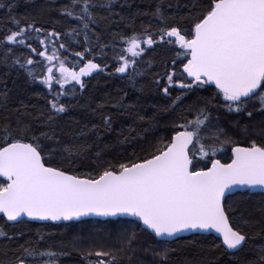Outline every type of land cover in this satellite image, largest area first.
I'll list each match as a JSON object with an SVG mask.
<instances>
[{"label":"snow or ice","instance_id":"6c2138e0","mask_svg":"<svg viewBox=\"0 0 264 264\" xmlns=\"http://www.w3.org/2000/svg\"><path fill=\"white\" fill-rule=\"evenodd\" d=\"M117 4L121 9L132 8L130 0H68L58 10L59 14L75 21L77 26H70L65 35L73 39L83 36L89 43L90 37L95 36L94 47L99 48L102 57L106 55L105 49L114 47L116 41L126 45L113 57L117 62L115 72L127 74L133 86L135 77L144 75L138 71V65L148 48L158 42L178 45L183 51H178L177 56L186 59V62L181 60L182 72L179 75L175 70L166 72L153 83L170 101L162 111L180 110L179 120L171 122V132L166 137L150 144L151 151L146 156L133 151L124 158L125 162L118 166L108 164L95 175L76 171L73 158L91 147L89 137L93 142H102L105 135L115 133L121 138L119 142L125 144L140 136L131 124L117 131L114 117L145 121L146 117L136 111L143 105L139 98L135 103L127 102V92L114 102L106 99L93 105L85 100L81 104L76 86L83 95L87 87L83 77L104 71L101 64L94 63L93 57L79 71L74 70L75 66H66L67 56L62 57L60 50L67 52L68 49L58 39L60 32H47L34 23L22 25L20 19L11 16L15 30L8 29L0 38V66L8 69L5 75L12 70H23L26 83H39L48 93L43 108L24 100L13 107L7 82L0 80L3 85L0 87V116L3 117L0 122V178H3L0 180V217L13 226L29 220L79 221L93 215L130 217L127 223L162 242L180 240L186 233L197 239L216 234L221 238V245L216 247L223 246V254L238 261L239 254L249 250V241L264 233V139L259 143L252 139L246 145L231 141L219 123L212 122L216 107L212 100H219V107L227 114L251 118V107L264 116V0H193L191 8L183 5L188 9L184 16L178 15L181 6L169 0H155L152 10L137 8L127 15L115 11ZM5 7L10 14L16 0L7 4L0 0V8ZM173 8L175 11L170 14L169 9ZM138 17L149 18L143 32L134 30ZM153 21L156 22L154 30ZM120 22L125 23L129 34L112 32V44L101 43L97 27L106 29L111 23ZM33 33L43 46L39 52L29 42L34 38ZM40 34L44 39L39 38ZM19 47L29 49L43 60L34 61L31 56L22 60L15 51ZM85 51L91 54L92 47ZM73 55L82 59L84 52ZM34 65L39 66V73ZM160 79L166 84L162 85ZM54 84L58 87L54 88ZM68 84L73 86L65 90ZM174 84H178L180 95L173 96L170 92ZM138 90L143 92L144 88ZM201 90L208 92L211 99L198 96L202 106L189 119L184 113L191 108H184V101ZM66 96H71L75 103H66ZM78 106L85 113L82 119L71 115ZM10 114H15L14 122ZM152 119L155 123V118ZM61 133H70L71 143L57 147ZM225 145H230L231 155L222 162L216 157L225 151ZM110 147L105 145L106 149ZM101 155L99 151L95 153L94 162ZM251 209L260 211L259 219L254 218ZM257 225L260 231L253 234L252 229ZM24 235L23 232L10 234L0 228L4 255L11 251L14 257L7 264H60V258L68 255L53 250L49 236L39 232L35 240L18 243ZM135 235V232L129 235V246ZM161 255L166 258L167 251ZM95 256L106 257L111 253L96 251ZM115 260L111 256V261ZM0 264L5 261L0 260ZM96 264L109 262L101 259ZM197 264L214 262L201 260ZM259 264H264V244L259 246Z\"/></svg>","mask_w":264,"mask_h":264},{"label":"trees","instance_id":"16d2710c","mask_svg":"<svg viewBox=\"0 0 264 264\" xmlns=\"http://www.w3.org/2000/svg\"><path fill=\"white\" fill-rule=\"evenodd\" d=\"M11 0H5V3H10ZM68 2V0H16V7L9 14L7 7L0 8V38L7 33L8 29L15 30V25L11 21V16H15L21 20V24L34 23L36 27L42 28L47 32L53 30L61 33L58 38L65 44L68 49L67 52L60 50L62 57L67 56L66 66L74 67V70L79 71V67L83 66L89 59H93L94 63L101 64L104 71L93 72L91 76L83 77L87 83V87L83 90V95H80L79 86L77 85V99L83 104L85 100H90L93 105L104 101L106 99H114L122 96L124 92L128 95L125 98L129 103H135L139 98V103L143 108H137L136 111L146 117L145 121L136 120L134 117H121L116 115L114 117V128L119 131L120 128H126L129 124L136 127L140 132L135 140L130 143L121 144L120 137L113 134H108L103 137V141L93 142L92 138H88V143L91 147L83 152L81 155L73 158V165L76 166V171L92 172L93 175L102 170L108 164L118 166L120 162H125L124 158L129 157L135 151L139 156L143 157L151 151L150 144L161 137H166L171 132L170 124L173 121L179 120L180 110L176 112H164L162 109L170 101L166 99L161 91H157L153 83L154 79L165 76L166 72L175 70L179 75L182 72L181 60L186 62L182 56H177V52H182L178 45H169L168 43H157L151 48H148L143 54V61L138 65V71L144 72L142 76L135 77V86L133 82L128 79L127 74H120L115 72L117 62L113 59L116 53L119 52L122 45L121 42L116 41L114 47L105 49L106 55L99 54V48L94 47L96 44V37L91 36V43L84 41L83 36H76L73 39L71 36L65 35L70 26H77L75 21L69 20L59 14V9ZM122 2V0H121ZM132 8L125 7L121 9L119 4L114 6L115 11L121 12L122 15H127L129 12H135L137 8L145 11H150L155 6V0H130ZM172 4H179L181 6L179 16L186 15L188 9L183 8L184 4L192 7L193 0H169ZM175 9H169L170 14ZM106 15V13H101ZM119 21V17H115ZM148 17H138L134 24L136 32H143L148 27ZM156 22L153 21L152 28L155 29ZM96 31L101 33L100 42L112 44L110 33L119 32L121 35H128L130 30L126 27L124 22L111 23L110 27H97ZM36 33H33V39L29 42L37 52L43 50V46L35 39ZM40 39H44V35H39ZM56 39V38H54ZM78 41V43H77ZM144 46V45H142ZM51 47V46H49ZM92 47V53L89 54L85 48ZM16 55L23 58L31 56L36 60H43L42 57L31 53L25 47L15 49ZM84 52L83 58L75 57L73 53ZM175 61V63H173ZM46 63V61H45ZM149 63L151 66H149ZM105 64L107 67L105 68ZM36 71L39 73V66L34 65ZM8 69L0 66V80L7 82L10 89L9 97L13 107H15L20 100H24L30 105H36L38 108H43L46 105L45 97H47L48 90L45 86L34 83H26L27 77L23 70H12L9 75H5ZM174 77V81H175ZM75 82H73L74 84ZM162 85L166 84L164 79H160ZM73 84L65 86V90L71 89ZM3 85L0 84V87ZM57 88V85H53ZM144 88L141 92L138 89ZM173 89H176L175 91ZM170 92L173 96L180 95L178 84L170 87ZM199 97H206L211 99L208 92L201 90L198 95H190L184 101V108L190 106L191 110L184 113L189 119L194 118L198 109L202 106V100ZM50 98V97H48ZM64 101L75 103L71 96L64 97ZM216 105L212 111L213 123H219L220 127L224 129V134L233 142L240 145H246L250 140L255 139L258 143L264 139V116L257 113L253 108V116L249 118L247 115L227 114L224 109L219 107V100H212ZM258 107V104L256 105ZM114 111V110H113ZM13 122L15 121V114H10ZM71 115L82 119L85 115L84 110L79 106L75 108ZM155 118V123L153 119ZM219 117V120H216ZM30 119V118H26ZM0 122H3V117L0 116ZM183 122V121H179ZM247 126V131H244ZM147 129V131H141ZM65 143H71V134L61 133L60 145L62 147ZM111 145L110 148H105V145ZM230 145H225V151L218 153L216 158H220L225 162L228 156L231 155ZM101 152L98 162L96 161L95 153ZM230 162V161H228ZM0 180H3L0 178ZM253 216L256 219L260 218V211L258 209H251ZM129 219L116 220H85L81 222H70L66 224H38L27 222L13 226L5 222L3 217H0V228L10 234L23 232L25 235L20 238L18 243H23L26 239L35 240L37 234L43 233L49 236V242L53 244V250L68 253V255L60 258V264H96L98 260L108 261L109 264H197L198 261L207 260L214 264H249L250 261H256L259 264V246L264 244V233L256 235L254 239L249 241V250L239 254V260H230L226 254H223L221 241L213 236L207 238H194L193 236L183 237L180 240L172 242H162L157 240L154 236L148 233L141 232L134 224L127 223ZM253 234L260 231L259 225L252 229ZM135 232V240L129 246L127 241L129 235ZM189 241H193L189 243ZM11 247H16L12 245ZM3 246L0 245V260L7 261L11 258L12 252L8 251L4 255ZM96 251H104L115 256L116 260L111 261V256L97 257ZM167 251V257L163 258L162 253ZM92 255L88 256L87 253Z\"/></svg>","mask_w":264,"mask_h":264},{"label":"water","instance_id":"95a60500","mask_svg":"<svg viewBox=\"0 0 264 264\" xmlns=\"http://www.w3.org/2000/svg\"><path fill=\"white\" fill-rule=\"evenodd\" d=\"M3 179V178H1ZM6 220V218H4ZM116 219H129L131 220L132 218L130 217H102V216H87V217H82L81 220L79 221H60V222H53V221H32V220H29L28 222H32V223H38V224H55V225H59V224H66V223H70V222H81V221H85V220H102V221H105V220H116ZM9 224H12L11 222H7ZM187 236H191L190 234H184V237H187ZM209 236H213L217 239H219L221 241V238L216 235V234H212V235H209ZM156 238V237H155ZM157 240L161 241L160 238H156ZM172 242V241H170Z\"/></svg>","mask_w":264,"mask_h":264}]
</instances>
